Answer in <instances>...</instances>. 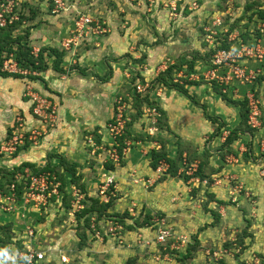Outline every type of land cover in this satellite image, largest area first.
<instances>
[{
  "label": "crops",
  "instance_id": "crops-1",
  "mask_svg": "<svg viewBox=\"0 0 264 264\" xmlns=\"http://www.w3.org/2000/svg\"><path fill=\"white\" fill-rule=\"evenodd\" d=\"M38 10L40 11L39 8ZM52 11L53 7L51 6ZM35 16L33 19H29L33 22ZM192 16L193 14L187 16L189 18L184 17V21L182 19L179 21L185 23V20L191 19ZM256 19H258L256 15L251 22H248V17L243 18L239 21L237 30L234 29L235 31L233 30L231 34H239L244 41H247L256 24ZM53 20H56V17ZM57 20L52 22L51 19L53 23L51 32L48 30V26H43L42 29H47V33L40 31L44 21L40 24H30L33 26H31L29 39H27V44L36 51L41 47H49L64 53L62 67L66 70L65 73L54 70L55 56L51 53V57H46L49 68L37 75L43 78V80H38V83L48 86L50 89L47 91L51 97V104L57 110V120L51 126V133H45V137L35 143H30L27 139L26 142H29V146L19 151L17 155H14L15 152L13 154L1 153L0 167L9 171L22 168L23 173L31 172V169L24 164L30 163L36 167H44L48 163L58 164L59 158L63 157L70 163L79 164L78 174L82 176L81 182L86 188V193L81 194L84 198L86 195L90 198H97L104 175L111 173L116 183V199H113V206L108 213L120 214L127 209L129 211L131 205H140V211L143 210L145 214L148 213L149 196L146 197L147 201L139 200L138 196L146 192L144 185H148L150 181L145 182L144 179H141L142 181L139 179L152 177L155 174L150 165L151 157L152 152L160 147L156 140L148 139L147 136L171 139L172 143L168 148L172 155L176 154L174 143L179 139L184 143L192 144V148L195 147L194 155L203 157L206 153L208 154L206 161L209 166L205 171L206 173L210 171V175L208 174L210 179L201 180L199 176L193 175L200 161L194 160L190 163V165L193 164V167L191 170L187 168L185 174L183 172L185 163L181 162L177 177L166 175L157 184L161 185V189L173 185L172 200L177 201L175 206H180L178 201L184 202V200L185 207L189 203L194 204L191 218L193 220L192 231L195 233L194 238H197L195 242L199 244L196 247L197 256L193 257L195 261L198 260L199 264L200 261L201 264H214L215 260V264H247L251 255L254 254L264 262V227L256 225L259 223L264 225V155L260 150V141L264 139V76L261 75L260 78H257L255 83L233 81L229 90H226L225 86V88L223 87L222 91L226 94L224 97L214 89L213 82L215 80L211 79V74L215 72L216 76L221 77L225 71L214 69L211 66V58L205 57L209 51L202 50L200 52L199 50V54L197 52L187 53L188 56L183 61L184 63L194 62L193 69L186 73L182 69H187L188 65H182V69L175 71L173 78L168 79V83L180 82L183 85V79L189 80L184 85L189 96L162 84V87H158V91H155L157 97L155 101H158L159 107L156 111V120L160 112H164L170 132L165 128L158 130L156 124L153 123L154 119H151L152 126H155V133L149 135L148 129L146 131V126L142 124L148 120L146 110H144L142 115L144 118L139 117L129 127L131 135H142V138L128 142L131 145L125 151V164L114 163V169L110 170L107 168L108 162H106L109 146H106L108 141L105 125L115 116L117 108L120 106L118 102L123 101L124 94V97L129 98L130 93L127 91V87L132 86L133 90L136 82L151 83L152 87L158 83L157 77L164 71L163 69L167 70V66L170 65L168 64L166 68L162 69L161 61L165 58L176 60L177 54L170 51L169 46L173 43L168 44V41L164 39V43L160 41L159 43L142 44L141 51L146 59L141 58L142 52L141 55L138 54V50H135L134 47L136 43L138 44L139 37L137 38L136 34L134 37L132 35L130 37V32H126L128 31L126 29L123 34L120 33L118 23L114 25V22L111 25L112 32L108 36L88 35L79 48L67 51L64 50L62 44L70 37L74 22L71 25V21L66 24L63 20ZM180 22L175 23L174 29L178 28ZM49 23L47 22V25ZM25 24L24 21L21 28L25 27ZM146 24L141 21L139 29H143V32L140 34L144 35L146 32L144 36L151 37L150 31L145 30ZM159 24V31L163 30L161 29L162 22ZM147 27L149 28V26ZM48 34H51V43ZM243 34L245 36L242 37ZM41 41L46 45L40 44ZM141 60L142 62H140ZM144 61L147 63L143 64ZM177 65L181 67V64ZM248 66L253 70L259 69L262 67V62L253 60ZM22 81H24L23 78L0 77V144L11 139V137L8 138L9 132L12 135L24 132V130L30 132L32 128L42 125L41 121L30 117L25 110L27 102L22 98ZM14 83L17 86L13 88ZM216 83L218 86H223L218 81ZM32 85L37 87L36 83H32ZM251 96L259 102L262 114L261 126L252 131L241 130L231 143L230 149H227L224 145L226 138L232 131L239 129L242 121L241 106L234 102L249 99ZM18 114L23 115L25 119V122H20L19 126ZM94 132H97L98 136H93ZM98 137H100V141H98ZM89 138L95 142V146L88 143ZM202 145L207 149H202ZM216 145L217 149L214 150ZM201 149L202 151H200ZM185 176L189 178L186 179ZM66 179L65 191L73 196L77 190L68 173H66ZM0 181L5 182V179L0 176ZM185 191H188V195L191 192L190 198L185 196ZM210 194L213 197H210ZM63 198L64 193L60 192L59 195L48 198L42 207L22 206L21 199L10 202L9 206L17 207L15 213L12 215L0 213V225H12L14 244L8 248L15 249L18 243H21L22 246L26 245L29 239L27 238L28 230L35 229V237L31 241L33 245L37 244L46 252L47 246L43 245L46 240L48 241V231L51 229V233H55L52 238L56 240L49 242L53 245L49 247V251L47 250L50 253L36 264H52L53 262L61 264L58 255L63 252V245L59 241V235L61 237L64 235L71 242H73L72 235H75L80 252L83 254L82 250H84L85 254L93 253V258L90 260H94L96 255H99V259H107V264L116 261L119 264L121 262L119 255H121L125 259L131 260L130 264L136 262L137 253L140 250L136 247L131 249L132 244L127 242L129 241L128 237L121 243L125 244L122 246L115 239L110 238L116 241L118 246L113 242L114 247L110 244L106 251L108 241L97 240L90 231H87V240L82 248L79 245L80 238L77 230L71 228L62 233L61 228L59 229L57 225L62 220L56 212V208H53V203L59 208L57 211L63 210L66 214H70V211H67L63 206ZM125 200H129V202L126 204ZM120 205L124 206L123 210L119 208ZM172 206L174 205L166 208L165 211L169 210L167 213H171L174 210ZM256 207L260 210L257 214ZM72 217L73 220L70 221H73V225L77 226L76 216ZM69 225H71L70 222ZM21 231H24L25 235ZM126 231L127 236L129 231ZM258 231L261 233L259 234ZM180 236L186 237L189 241L186 235ZM133 240L136 241L135 238ZM103 243L105 246H102ZM71 245L74 248V243ZM107 252L110 253V257ZM228 252H234V256ZM205 259L208 260L207 263Z\"/></svg>",
  "mask_w": 264,
  "mask_h": 264
},
{
  "label": "rangeland",
  "instance_id": "rangeland-1",
  "mask_svg": "<svg viewBox=\"0 0 264 264\" xmlns=\"http://www.w3.org/2000/svg\"><path fill=\"white\" fill-rule=\"evenodd\" d=\"M3 1H6V0H0V2H3ZM9 1H11L13 5L16 6V11L19 14V20H20L21 12L22 14H25L26 16L25 27H22V28L19 27L16 30V32H14V36L25 34L27 30H29V34H31V29H32L31 26L33 25H30V24H40L42 21H44L43 22L44 25L40 27V31L47 33V29L43 30L42 28L48 26V30H50L51 32V24H53L52 22L54 21H58L57 19H59V21L63 20L66 24H69L71 21L70 24L72 25L77 17L82 16V15H89V16H92L94 19H96V21L99 22L102 28L106 29L105 33L98 34V35L108 36L112 32V28H111L112 22H114V25L118 23L117 26H118V30L120 33L123 34L126 29L128 30L126 32L128 33L130 32V37L131 35L134 37V35L136 34L135 36H137V38L139 37V40H138V44L136 43L134 47H135V50L136 49L138 50V54L140 55L142 52L141 51L142 44H145V43L153 44L155 42L159 43L160 41L164 43L165 40L168 41V44L173 43L171 46H169V48L171 52L175 53V55L177 54L176 60L175 59L173 60V58H165V60H162L160 63V66L162 67V69L166 68V65L168 64L170 65L167 66V69L170 66L174 65L175 63L181 64V65L187 64V63H184L183 61V59L188 56L187 53L194 54L197 52L199 54V50L200 52L203 50L204 52L209 51L208 53H206L207 55L205 56L211 55L210 52H212L211 50L213 49V44L206 42V39L208 37H206L204 29L207 28L209 25L213 26L212 25L213 21L216 20L217 18L222 19L225 25L224 28L220 29L222 33L220 34V37H219L220 42L223 43L226 40L225 44L230 45L229 42L231 41L229 40L237 36V34H230L228 36L227 34L230 33V27L234 25V21L237 18H239L240 16L241 17L243 16V18H245V16L250 17L252 15L254 16V14H256V16L258 17L257 15L258 12H261V10L264 12V0H61L64 3V7L63 9L55 13H53V11L51 12V6L53 7V10L55 9V6H56L55 0H9ZM251 4L253 5V10L247 11L246 10L247 6ZM38 8L40 9V11L39 10L37 11ZM34 11L36 12V16L32 22L29 18L32 15V12ZM66 12H70V13L68 14ZM191 14H193L191 19L185 20V23H181L179 21V19H182V21H184V17L189 18L187 16H191ZM54 17H56V20H53ZM51 19H52V22H51ZM19 20L16 22H19ZM256 20L255 22H257ZM141 21H144L147 23L145 25L146 26L145 30L150 31L151 37L149 36L145 37L144 35L146 34V32L144 33V35L140 34V32H143V29H139V25ZM47 22H50L49 23L50 27H49V24L47 25ZM160 22H162L161 29L163 30L159 31L158 26H160L159 24ZM176 22H180V24L178 28L174 29L176 27L175 25ZM147 26H149V28ZM114 28H116V26H114ZM74 29L75 27L73 28V30ZM235 30H237V27L235 28ZM69 38L70 37H68L66 40H68ZM48 39H50V43H51V34L48 36ZM84 40L85 39L83 38L80 41H78V46L75 48L76 49L79 48L84 42ZM232 41L235 42V39ZM40 44L46 45V43L42 41ZM41 48H49V47H41ZM37 52L38 51L34 50V54H36ZM143 55L144 53L142 52L141 58L146 59V57H144ZM169 55H171L170 52H169ZM142 60L140 62H142ZM145 62L147 63V61H144L143 64H145ZM163 70L164 71L162 73L166 71V69H163ZM161 74H159V76ZM37 75H38L37 73H33L32 71H29L27 75L24 76L23 78L24 81H22V86H23V91H22L23 97L22 98L24 101L27 102V107L25 110L28 112L30 117H33L34 119L41 121L40 124L42 123V125H40L38 128L36 127V128L31 129L32 131L35 130V132H37V134H35L37 138L29 141L30 143H35L39 141L40 139H43L45 137V133L47 132L51 133V121L49 120H51L50 112H51V105L53 106V104H51V97H50L49 92L47 91L50 89L48 86H43L42 84H39L38 80L34 79L35 76ZM26 81L27 83H25ZM156 81L158 83H155L153 87L150 86L148 89V93L145 95V96L148 95L147 98L149 96L151 98L147 99L144 96L140 99L142 115L144 114V110H146V114H147L146 117L148 119L146 122L142 124L146 126L145 127L146 131L148 129L147 133L149 135L155 133L154 132L155 130L154 131L152 130V128H154L155 126L154 127L152 126L151 119L155 118L154 114L157 113L156 112L158 110L157 108H159L158 101L157 100L155 101V98H157L155 91L156 90L158 91V87H162L159 79H157ZM132 82H134L133 79H132ZM183 82H184L183 85H185V82H189V80L185 81L183 79ZM32 83H36L37 84L36 86L39 88L33 86ZM172 83L181 84L180 82H172ZM16 86H17L16 83H14L13 88ZM127 91L130 93L129 98L124 97L125 96L124 94L122 102H126V104L129 105V109L127 107L125 108L124 114L127 118H129V120H131V118H133V116L136 114L137 110L134 107L135 100H133L134 97L131 93L132 86H128ZM128 92H125V93H128ZM34 97L38 101H34L33 100ZM36 107H39L42 114L45 116V118H47L46 122L44 121L43 117H37L36 115H34L33 109ZM118 114H119V111L117 108V112L115 116H117ZM142 118L144 117L142 116ZM52 119L54 118L52 117ZM261 119H262V114H261ZM17 120L19 121L18 126L20 122L21 123L25 122V119L23 118V115L21 114H18ZM56 120H57V117H56ZM53 121L52 123L54 124ZM146 124H149V125H146ZM24 132L26 133V135L31 134V131L29 133V131L24 130ZM12 137L13 135L11 136V138ZM204 145L206 146V143ZM204 145L201 146L202 149L203 148L207 149V147H204ZM215 148L217 149V145L214 146V150ZM192 149H195V147H193ZM202 149L200 151H202ZM200 151L198 150V152ZM191 167H193V164L190 165L189 167L190 170H191ZM183 172L184 174L187 172L186 165L183 169ZM154 173L155 174H153L152 177H148V178L142 177L139 179V180L144 179L143 181L145 182L147 180L150 181L148 185H144L146 192L143 195L138 196L139 200H143V201L146 200V197L149 196L150 202L147 204L148 213L144 214L143 210L140 211L141 210V208L139 209L140 205H136V206L131 205V209L129 211L128 209L126 210V212L128 211L131 214V216L128 215V217H131L129 221L133 223V225H130V227L128 226L127 228L129 231V233L127 234L129 241L127 242L129 244H132L131 249H134L133 247H136L138 250H140V252L137 253L136 262L134 261V264H199L198 260L195 261V259L193 258L197 256L196 247L199 246V244L195 242V239H194L195 233L192 231L193 229L192 221L193 220L191 218L193 215L192 212L194 210V204L189 203L187 204V207H185V204H183L185 203V200H184V202L178 201L180 206H175V204H177V201L172 200L173 195H174L172 194V190H174L173 185L169 186L168 188L166 187V189H161V185L157 184V182L161 180L160 177L163 175L162 171H157V172L154 171ZM115 185L116 183H114V186ZM235 185H238V184L235 183ZM113 189L115 190V188H112V191ZM113 193H115V191H113ZM185 196H189L190 198L191 192H190V195H188V191H185ZM125 198L127 199V197ZM186 199L188 200V198ZM125 201L126 202L124 203L126 204L127 202H129V200H125ZM72 205H74L75 209H78L77 206L79 204L77 203L76 198L71 201V209L69 210L70 214H66L63 210L57 211V209L59 208L57 207L56 204L53 203V208L54 209L56 208V212L59 214L62 220L57 224L59 226V229L61 228L62 233L67 232L71 228L72 229L74 228L75 230H77L78 233H82V231L86 229L84 227V224L81 226H74L73 225L74 223H72L73 221H70V220H73L72 216H76V214H80L79 211H77V213L74 215ZM171 205H174L172 206L174 210H172L171 213H167V211L169 210L167 211L165 210L166 208L171 207ZM7 207L8 208L6 210H2L0 213H7V214L12 215V213H15V210L17 208L16 206L14 207L7 206ZM123 207L124 206H121V205L119 206V208L121 209ZM256 210H257L256 211V214H257L258 211L260 210L257 207H256ZM186 212H189V213H186ZM120 214H124V213H120ZM120 214H116V216H119ZM147 216H150V217L148 218ZM161 219L165 221L167 226L171 227L172 232L175 233V237L180 236V235H186L189 238V241L187 243L182 244L181 242L178 243L176 238H173V239H169L168 241L162 244L161 243L158 244L156 242V230L158 229L157 221ZM69 222L71 225H69ZM145 223L148 225L147 226L145 225L146 226L145 228H141L140 224H145ZM109 224L110 225L108 227L110 228L112 226V223H109ZM256 225H259L262 228L264 227V225H261L260 223ZM259 226H256V227H259ZM138 229H142V232H141L142 239L140 242L133 240V238L138 240V236H137L139 232ZM21 232L23 233V235H25L24 231H21ZM258 233L260 234L261 231H258ZM53 235H55V233H51V229H50L48 231L49 239L48 241L46 240V243H44L43 245V246H47L48 251H49V247L53 246L49 242H52L51 240L53 241L56 240L52 238ZM59 236H58L59 241H61V244L63 245V252L59 253L58 255V258L60 259L61 264H107L106 262L107 259H99L98 258L99 255H96L94 260H90V258H93L92 256L93 253L90 252L88 254H85V251L82 250L83 251V254H82L79 250V246L77 243L78 241L75 239V235H72L73 242H71L70 239L68 240L64 235L62 237L61 235ZM97 240L101 242L108 241L106 243V251H107L108 245L111 244L113 246V242L116 243V241L111 240L110 238L108 239L99 238ZM72 243H74V248L71 245ZM117 243L121 246L125 245V244H120L118 241ZM118 244L116 246H118ZM102 246H105V243H103ZM177 246H180L179 249L176 248ZM38 248L41 250V252L44 253V258L46 257V254L48 256V254L50 253V252H47V250L46 252H44L41 249V247H38ZM107 253L109 256L110 253L109 252ZM229 254L234 256V252H231ZM63 255H66V256H63ZM119 256L121 258L119 259L121 261L119 264H130L129 262L131 260L125 259L121 255ZM62 257H65L64 261ZM207 261L208 260H206V263ZM259 261L264 263L262 259L252 254L250 257V261H248L247 264H257ZM117 262L118 261L112 264H118ZM215 263H216V260L214 261V264ZM52 264H56V262H53ZM200 264H201V261H200Z\"/></svg>",
  "mask_w": 264,
  "mask_h": 264
},
{
  "label": "built area",
  "instance_id": "built-area-1",
  "mask_svg": "<svg viewBox=\"0 0 264 264\" xmlns=\"http://www.w3.org/2000/svg\"><path fill=\"white\" fill-rule=\"evenodd\" d=\"M55 9L53 10V13L63 9L64 3L61 0H55ZM91 17V18H90ZM19 20V14L16 11V6L13 5V3L9 0L0 2V28H5L8 25L13 24L14 22ZM256 24L254 25V29L252 30V33L250 35V39H247V41H244L242 38H240L239 35L232 38V40L235 39V42L233 46L230 49H221L219 50L214 56L212 57L210 63L211 66L214 69H223L225 73L219 77L215 75V72H212L211 79L216 80L220 82V84H223L226 86L227 90L232 86L233 81H239V82H252L255 83L257 78L261 75L264 76V20L257 19ZM212 23V22H211ZM74 27L75 29L72 31L70 38L68 40H65L62 44V47L64 50L71 51L76 49L75 47L78 46V41L81 39H85L88 37V35H98L106 32L105 28H102L96 19H94L92 16L89 15H82L76 18L74 21ZM213 26L209 25L207 28L204 29V32L206 34V42L212 43L213 46L215 45V42L218 38H216L219 34H222L220 29L224 28V23L222 19L217 18L213 21ZM220 44V43H219ZM257 60L262 62V67L257 69H251L248 64L250 61ZM4 69L13 72L18 73L23 76H26L29 72L27 69L23 68L21 64L17 61V55L12 53L10 55L5 56V62H4ZM28 71V72H27ZM150 87L149 83H142V82H136L134 85V88L132 90V94H140V96H145L148 93V89ZM34 101L36 98L34 97ZM121 102V103H120ZM118 106L119 114L115 116L114 122H109L107 124V141L106 145L110 146V148L107 149L108 152V158L107 160L113 161L115 164H119L120 162V156L117 150L114 148V144L116 142L117 137H120L126 128L127 121H130L129 118H127L124 114L125 108L127 107L129 109V105L126 104V102H122L120 100ZM123 104V105H121ZM248 110H249V116H248V125L252 129H258L261 126V111L259 108V102L254 97H250L248 99ZM34 115L37 117H43L44 121L46 122L47 118L42 114L39 107H36L33 109ZM51 126H53L52 121L56 122L57 117V110L55 106L51 105ZM155 115V120H153V123H156V117L157 113ZM52 117L54 119H52ZM43 122V121H42ZM154 131L155 128H152ZM30 133V132H29ZM33 134V135H31ZM31 134L26 135L25 132H19L17 134H13V137L10 140H7L6 142L0 144V154L1 153H9L13 154L17 151V148L20 147V145H25L27 139L29 141L36 139L37 137L35 134L37 132L31 130ZM88 143L92 146H95V142L89 138ZM128 145H131L128 143ZM260 150L262 154L264 155V139L260 141ZM126 149L124 150L125 154ZM167 168L166 164L161 165L158 167L157 171H162ZM16 179L19 183L27 184L29 183L28 191H26L21 199L22 205H30L33 207H42L46 204V201L48 198H50L53 195H59L60 191L58 189L60 183H55L52 175L50 173H42V174H34L32 172H24L22 174H18L16 176ZM115 178L111 174L104 175V180L101 183L98 196L99 199L103 203H108L111 199V197L115 196V191L112 188H115L114 186ZM15 189L16 185L15 183H12L9 186V191L7 193L0 192V211L6 210L9 206L10 202L15 201ZM74 199H77V203L79 204L77 207L78 209H75L74 205L73 211L74 215L77 213V211L81 212L83 210L84 205L82 204V200L84 197L77 191L73 195ZM103 219L100 221H97V217L93 216L91 217V225H90V231L94 235L96 239L108 237L111 239H115L120 244L126 240V229L119 224L118 222H114L113 220ZM109 223H112V226L109 228ZM158 231L156 230V242L158 244H162L169 239L176 238V240L179 242L187 243L188 239L184 236H176L175 233L172 232L171 227L167 226L165 221L163 219L158 220ZM100 228V229H99ZM101 231H104L103 235ZM142 230L138 232V240L141 241L142 239ZM28 241L25 245V248L23 251L17 253V254H11L10 252H5L4 256L0 257V264H21L24 262L25 264H36L39 261H42L44 259V253L39 250V248L32 243V239L35 237L33 229L28 230ZM180 246H177L176 248L179 249ZM63 261L65 258H62ZM257 264H264L261 261H259Z\"/></svg>",
  "mask_w": 264,
  "mask_h": 264
},
{
  "label": "trees",
  "instance_id": "trees-1",
  "mask_svg": "<svg viewBox=\"0 0 264 264\" xmlns=\"http://www.w3.org/2000/svg\"><path fill=\"white\" fill-rule=\"evenodd\" d=\"M179 9V8H178ZM247 11L248 10H253V5H248L247 6ZM36 12H32V15L30 16V19H33L35 16ZM256 15V14H254ZM258 19L264 20V12L261 10V12H258ZM246 17V16H245ZM253 15L248 17V22L253 20ZM243 19V16L237 18L234 21V25L230 27V33L227 34L230 35L233 30L239 25V21ZM26 21V16L25 14H20V20L19 22H14L11 25H8L5 28H0V77L2 78H24L23 75L18 74V73H13L9 72L4 69V62H5V56L10 55L12 53L17 55V61L21 64V66L25 69H28L29 71H32L33 73L41 74L45 72L49 66L46 61V57H51L52 55L55 56L54 62H53V68L55 71L59 73H65L66 70L62 67V59H63V52L54 49V48H41L38 50L36 54H34V48L29 46L27 44V39L29 38V30L25 32V34L21 35H16L14 36V32L23 25V22ZM29 34V35H28ZM242 37L245 36V34L241 35ZM220 34L216 37L218 38L217 41L215 42V45L213 46V49L211 50L212 52L211 55L205 56L207 58H211L216 54L219 50L221 49H230L234 41L229 42V44H225L226 40L221 43L220 42ZM248 35L246 36V38ZM241 38V37H240ZM250 39V35L249 38ZM220 43V44H219ZM213 54V55H212ZM47 55V56H46ZM207 55V54H206ZM193 61V60H192ZM188 65L187 69H182V65L174 64L170 66L164 73H162L157 79L161 82L162 85H165L167 87H173L185 96H189L188 90L185 88L184 85L178 84V83H168V79H172L174 76L175 71L178 70H184L186 73L193 69V64L194 62H186ZM33 77V76H31ZM260 78V77H258ZM34 79L37 80H43L42 77L40 76H35ZM214 84V89L222 94L224 97H226V94L223 93L222 89L224 86H218L216 83V80L213 82ZM133 95V94H132ZM148 96V95H147ZM145 96V98H147ZM133 100L134 102V107L137 110L136 114L131 118L130 121L126 123V128L124 133L120 136L117 137L116 142L114 144V148L117 150L120 156V162L119 165H124V150L128 149L130 145H128V142L130 141H136L140 138H142V135H131L129 132V127L133 124L135 120H138L139 117L142 116V110H141V96L140 94H135L133 95ZM148 99V98H147ZM128 101V100H127ZM236 104H239L241 106V116H242V121L239 126V129L232 131L231 134L226 138L224 145L227 147V149H230L231 143L236 139L238 136V133L242 131H252L254 129L250 128L248 125V116H249V110H248V99H244L243 101L240 102H234ZM158 109V108H157ZM160 111V110H159ZM115 116L110 119L106 125H105V130L107 131V124L109 122H114ZM156 127L158 130L166 129L168 132H170L169 126H167V120H166V114L164 112H160L159 117L156 120ZM221 128L219 127V130ZM218 130V131H219ZM239 130V131H238ZM12 136V133L9 132L8 138ZM93 136H98L97 132L93 133ZM148 139L151 140H156L159 144L160 147L159 149H156L152 152V157H151V168L156 171L158 167H160L163 164L167 165V168L164 170L163 175L161 178V181L167 176L171 177H177L179 175V170H180V163L184 162L187 168L190 167V163H192L194 160H200L198 164L197 170L193 173L195 176H199L201 180L204 179H210L209 177V172L207 171L206 173V167L209 166L207 164L206 158L208 155L206 153L205 156H199V155H194V150L192 149V144L190 143H184L181 140L177 139L174 145L176 146V154L172 155L171 151L169 150L168 146L171 142V139L166 138V137H160V136H147ZM98 141H100V137H98ZM29 146V142H26L25 145L18 147L17 151L14 153V155H17L19 151L26 149V147ZM110 148V146H109ZM1 156V155H0ZM60 162L55 165H51L50 163L46 164L44 167H36L34 164L26 163L24 164L25 166L29 167L31 169V172L34 174H42V173H50L54 179L55 183H60L58 189L60 192L64 193V198H63V206L64 208L69 211L71 209V201L74 199V197L67 193L65 191L66 187V173H68L71 177V182L75 186L76 190L80 194H85L86 193V188L85 185L81 182L82 176L78 174V167L79 164L77 163H70L68 160H66L63 157H60ZM107 168L110 170L114 169V162L111 160H107ZM188 164V165H187ZM22 168H15L12 172L0 167V176L5 179V182L0 181V192L7 193L9 191V186L12 183H15L16 189H15V198L17 200L22 199L24 193L28 191L29 188V183L24 184V183H19L16 179V176L19 173H23L21 170ZM209 174V175H208ZM186 179L189 177L185 176ZM210 197H213L210 194ZM116 199V197H111L110 201L108 203H103L100 199L99 196L97 198H90L87 195L85 198L82 200V204L84 205L83 210L79 212L80 214H76V221H77V226H81L84 224V227L86 228L82 233H79V245L82 248L87 240V231H90V225H91V217H93L96 214L97 221L107 219L113 220L114 222H118L121 224L126 230H128V226L133 225L129 219H131V214L127 211L123 212L124 214H120L119 216H116V214H110L108 211L111 209L113 206V202ZM108 217V218H107ZM148 218L150 216H147ZM146 217V218H147ZM148 224H140L141 228H145ZM12 225L11 224H4L0 225V257L4 256L5 252H10L11 254H17L21 251L24 250L25 245H21V243H18V246L14 248H8L10 245L14 244L12 241L13 234H12ZM100 229V228H99ZM139 231L142 229H138ZM91 232V231H90ZM104 231H101L103 234ZM107 238V237H104ZM195 240L197 239L196 237L194 238ZM17 245V244H16ZM131 262V261H130ZM129 262V263H130ZM22 264H25L22 262Z\"/></svg>",
  "mask_w": 264,
  "mask_h": 264
},
{
  "label": "clouds",
  "instance_id": "clouds-1",
  "mask_svg": "<svg viewBox=\"0 0 264 264\" xmlns=\"http://www.w3.org/2000/svg\"><path fill=\"white\" fill-rule=\"evenodd\" d=\"M222 85H223V84H222ZM223 86H224V85H223ZM225 87H226V86H225ZM225 87H224V88H225ZM226 90H227V88H226Z\"/></svg>",
  "mask_w": 264,
  "mask_h": 264
}]
</instances>
